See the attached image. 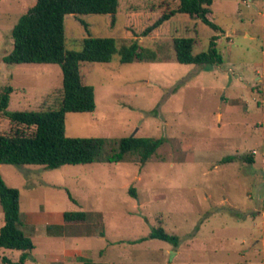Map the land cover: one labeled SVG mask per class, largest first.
<instances>
[{
    "label": "rangeland",
    "instance_id": "obj_1",
    "mask_svg": "<svg viewBox=\"0 0 264 264\" xmlns=\"http://www.w3.org/2000/svg\"><path fill=\"white\" fill-rule=\"evenodd\" d=\"M31 3L0 0V91L13 89L9 110H56L58 64L2 59L12 49V26ZM177 3L118 0L112 24L110 14L64 16L65 50H79L88 35L119 44L136 38L142 46L192 36L198 50L217 36L223 62L122 64L115 55L83 64L95 109L66 113V136L163 143L144 163L127 155L56 168L0 164L4 182L19 190L20 227L33 242L23 264H81L77 256L96 264H264V0H213L207 17L218 29L176 13L141 36ZM32 131L0 116V133ZM226 156L234 158L224 162ZM79 210L88 215L84 222L63 221V212ZM158 226L178 235L179 245L140 240ZM19 254L0 247V264H16Z\"/></svg>",
    "mask_w": 264,
    "mask_h": 264
},
{
    "label": "trees",
    "instance_id": "obj_2",
    "mask_svg": "<svg viewBox=\"0 0 264 264\" xmlns=\"http://www.w3.org/2000/svg\"><path fill=\"white\" fill-rule=\"evenodd\" d=\"M213 0H178L176 8L161 14L141 36H146L176 13L188 14L213 29L218 27L208 19ZM118 8V0H32L28 9L19 16L10 30L12 49L3 56L6 64L44 63L58 64L61 68V96L56 110H9L12 87L5 85L0 91V116L10 122L33 127L30 134L0 133V164L42 165L56 168L61 165H84L124 160L134 155L144 163L163 143L162 138L150 136H126L110 140L105 137H68L65 135V114L68 112H93L94 89L84 82L81 67L84 63H108L113 56L119 63L169 62L180 64L217 65L223 56L212 36L207 45L198 50V42L192 36H177L170 41L142 46L135 38L119 44L112 37L86 36L81 39L79 50H65L63 19L68 14H110L111 24ZM226 156L223 161L233 160ZM252 162L249 156L246 158ZM129 193L135 196L134 188ZM68 197L74 201L70 193ZM0 207L3 224L0 226V247L19 251L16 264H23L30 257L33 242L20 227L19 190L8 186L0 174ZM86 212L65 211V223H82ZM156 238L173 247L179 245V236L170 234L163 227L153 228L146 237ZM81 264H96L85 256H77Z\"/></svg>",
    "mask_w": 264,
    "mask_h": 264
}]
</instances>
